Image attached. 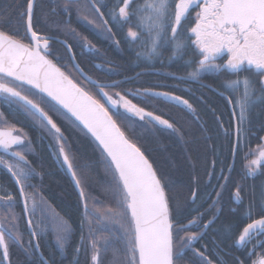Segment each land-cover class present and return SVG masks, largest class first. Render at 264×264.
I'll return each mask as SVG.
<instances>
[{
  "label": "snow or ice",
  "instance_id": "1",
  "mask_svg": "<svg viewBox=\"0 0 264 264\" xmlns=\"http://www.w3.org/2000/svg\"><path fill=\"white\" fill-rule=\"evenodd\" d=\"M72 7H76L88 23L102 22L107 33H113V27L109 25H128V40L139 44L141 51L137 57L147 62L158 58L161 49L167 46L172 50L170 61L178 56L183 58V54L191 47L197 59L187 63L189 67L195 63L196 67L187 73L186 78L200 80L206 72L236 76L234 80L226 79L222 86L229 92V105L239 109L237 140L232 146L235 155L245 138L244 125L250 110L258 102L264 104V0H115L111 7L102 0H83V3L82 0H64L65 11L70 12ZM33 9L34 0H27L26 12L21 13L22 17H27L23 36L0 30V103L22 109L53 136L58 146V155L63 157V163L72 173L76 187L81 189L80 197L89 231L91 264H101V255L107 251L108 244V237L104 233L111 234L112 229L108 227L110 224H118L126 240L123 258L114 260L113 264H178L183 250L189 248H192L194 257L198 258L189 264H213L205 251L193 248V243L203 238V229L209 228L215 217L203 225L201 233L191 230V226H198V218L189 220L187 224L175 221L170 198L161 178L145 153L128 138L121 125L127 123L131 127L133 122L128 116H132L153 127L160 125L173 132H179V129L168 119L134 103L120 91L110 93L105 90V86L96 84L89 77L88 80L99 89L98 93L94 92L85 87L83 82L75 81L69 72L61 70L48 58L49 40L38 35L33 28ZM193 11L195 16L187 34H182L183 24ZM29 34L30 40L25 42ZM115 43L119 45L120 41L116 40ZM71 50L69 46L68 51ZM218 57H226L223 64L216 63ZM72 59L74 61L75 58ZM241 72L250 75L240 79ZM251 76L257 77V80L253 81ZM118 84L114 82L109 87L115 88ZM257 90L259 96L256 95ZM100 95L111 108H122L128 116L112 113L98 98ZM129 95L142 100L163 98L183 105L190 112L195 111L188 100L167 91L145 88L137 89ZM65 112L78 121L94 138L99 149H102L107 171L112 178L109 187L117 200L116 209L109 207L101 211L93 207L90 210L89 198L83 190V177L77 176L66 150V137L49 115L55 113L67 119ZM2 117L0 113V119ZM233 118H236L235 111ZM23 144L24 135L20 129L14 125L0 127V151L11 157L5 159L0 155V166L11 174L24 202L25 215L31 217L41 209L38 207L37 193L28 191L32 187L29 181L33 178V170L25 152L16 150V146ZM249 156L256 158L248 160ZM244 159L248 160L244 166L247 175H253L258 168L264 167V137H261V143L255 150L249 149L245 153ZM216 195L219 197L221 193L217 192ZM196 197L197 193L193 191V200ZM14 199V194L10 192L0 194V207L11 210ZM233 199L237 203L242 200L239 186L233 193ZM246 217L249 222L239 231L235 244L245 248L251 257L257 248H264V207L254 210L249 206ZM17 225L18 218L11 211L0 217V264H11V244L24 247ZM28 226L33 227L31 219ZM228 227L230 230L231 226ZM55 231L57 244L63 249L70 236L67 222H55ZM180 232L184 235L177 244L176 236ZM31 236L36 239L37 233L32 232ZM248 245L252 246L251 250H248ZM38 247L37 244L35 249ZM76 251L79 252L80 248ZM42 264L46 262L42 261ZM217 264L220 262L217 261ZM239 264L244 262L240 261ZM253 264H264V258L253 261Z\"/></svg>",
  "mask_w": 264,
  "mask_h": 264
},
{
  "label": "trees",
  "instance_id": "2",
  "mask_svg": "<svg viewBox=\"0 0 264 264\" xmlns=\"http://www.w3.org/2000/svg\"><path fill=\"white\" fill-rule=\"evenodd\" d=\"M42 1L47 3L45 4L47 7L45 20L48 22L46 27H41L39 24L40 18H45L44 14H37L40 9L38 6L44 5ZM110 1L113 4L115 0H102L103 3L107 4ZM26 7L27 0H0V30L7 33H19L23 36L25 34V16L22 17L21 13L26 11ZM63 8L64 0H37L34 9V30L51 34L53 33L51 32L53 28L51 23L57 27L55 22L64 24V18L67 15H70L71 18L83 16L78 11L73 12V7L70 12H63ZM74 8L76 9V7ZM51 9L61 13L52 12ZM55 63L58 65L57 61ZM60 68L65 71L64 68L66 67L60 66ZM129 70L135 71L137 69L129 67ZM245 76L249 75H240L239 78L243 79ZM93 77L96 80L104 81L99 74ZM226 79L234 80L237 77L226 75L223 77L221 86L216 85L215 87L229 95V92L222 87ZM207 82L213 85L212 82ZM87 86L90 90L94 88L88 84ZM205 93L203 95L205 106L201 110H198L197 107L194 108V113L203 112L208 118H210L212 110L222 113L221 123L210 122L208 129H203L194 119L193 122H190L189 117L183 114L186 112L183 108L175 112L176 117L168 119L179 129V132H173L163 127L155 129L146 123L143 126V121L132 116H128V119L133 122L132 126L123 123L121 127L128 138L145 153L158 177L161 178L166 194L170 198L174 220L180 222L184 219L181 221L184 224L187 222L185 220H191L193 214L202 208L216 210L221 207V213L224 216L222 219H227L223 223L224 234L222 236L225 235L224 238L227 241L231 240L228 238L231 235L229 233H231L232 227L234 228L232 233H234L237 229L235 225L239 226L244 222L249 205L255 202V210L264 207V167L258 168L253 175H247L244 167L248 160L253 158V156H249L248 160H245V153L249 149L255 150L257 145L261 143V137H264V104L257 103L250 110L244 125L245 138L240 149L234 155L232 148L235 140L234 124L229 114L227 102L209 89H206ZM234 97L232 98L234 99ZM216 99L221 101L217 109L214 106ZM207 101L211 104V108H207ZM234 110L238 120L239 109ZM118 113L125 116L121 110ZM49 115L56 121L66 137L64 141L66 150L77 176L83 177V190L89 198L90 210L93 207L101 211L109 207L116 209L117 200L109 187L112 178L107 171L102 149H99L92 137L65 113L64 116L67 119L55 113H49ZM43 132L48 143L58 155V146L53 136L44 129ZM30 136L34 148H37L38 151L36 155L29 156L33 178L29 181L32 187L28 188V191L37 193L38 207L42 211L38 210L34 216L29 217L32 220V230L37 233L36 240L39 249L44 257L53 264L57 263V257H66L65 264H91V250L88 247V224L84 217L81 197L75 190L69 176L62 167L57 165L47 146V141L44 140L43 145H41L36 135ZM9 178L6 172L0 169V189L3 190L0 191V194L10 192L15 197L11 210L0 207V217L9 211L17 216V227L22 234L24 245L23 248L16 244L10 245L11 264H42L40 257L34 250V239L28 230L20 196ZM237 186L241 189L247 207L244 208L243 205H240L236 210L237 212L233 213L228 209L234 207L232 197ZM193 191L197 193V197L192 201ZM217 192H220L222 196L218 197L219 202L214 205ZM40 200L43 203H39ZM177 212L178 214H176ZM253 215L255 217V211ZM55 222H67V226L70 228V236L63 249L57 244ZM229 225L231 226L230 230ZM93 226H96L95 221H93ZM108 227L112 231L111 234L104 233L108 237V244L107 251L101 255V264H113L114 260L122 259L126 246V240L120 226L110 224ZM47 242H49V248L46 247ZM77 248H80L79 252L76 251Z\"/></svg>",
  "mask_w": 264,
  "mask_h": 264
},
{
  "label": "flooded vegetation",
  "instance_id": "3",
  "mask_svg": "<svg viewBox=\"0 0 264 264\" xmlns=\"http://www.w3.org/2000/svg\"><path fill=\"white\" fill-rule=\"evenodd\" d=\"M42 2L44 5L38 6L40 9L38 10L37 14H44L45 16L47 9L45 4L47 3L44 1ZM113 3H115V1ZM108 5L111 7L112 2L110 1ZM51 11L58 14L61 13L55 9H51ZM62 11L67 12L65 11V8H63ZM74 11H77V9L73 7V12ZM105 15L107 16V9H105ZM194 16L195 11H193L188 19L184 22L183 28L181 29L182 34H187V29L190 27ZM45 19L46 16L44 19L40 18L39 24L41 27H46L48 25V22ZM64 19V24L58 21L55 22L57 27L54 25V23H51L53 25L51 32L53 33H37L49 40L48 58H50L52 61H57L58 65L66 67L68 70L64 68L65 71L69 72L75 81L83 82L85 87H88L87 84L93 86L94 88L92 90L97 93L99 92V89L82 75L80 72L81 70L93 80L105 84L106 91H109L110 93L120 91L122 94L127 95L128 98L134 103H137L139 106L144 107L148 111L155 112L164 119L176 117L177 115L175 112H178V109L183 108L186 110V112L183 114L189 117V121L193 122V119L196 120L198 125L202 126L203 129H208L207 127L210 122L215 124L221 123L222 113L212 110L210 113L211 116L208 118L203 112H190L183 105L177 104L174 101H165L163 98L142 100L140 97L129 94L135 93L137 89L143 90L145 88H150L152 91L158 92L167 91L173 95H177L188 100L194 109L196 108L195 106H197V104L205 106V99L203 95L206 94L205 90L209 89L227 102V107L230 111L229 114L234 124L235 144V125L237 124V118H233V113L231 112V110L234 109L229 105L226 96L221 95V92L223 91L215 87L216 85L221 86L223 77L227 74L223 72H206L202 74L200 80H191L186 78L187 73L196 67L195 63H193L191 67H189L187 63L197 59V57L193 55V49L191 47H189L183 54V58L178 56L174 60L170 61L169 57L172 55V50L170 46H167L161 49V55L158 58L152 60L151 62H147L143 58L137 57V53L141 51L139 44L131 43L128 40L126 35L128 31V25H124L123 27L109 25L113 27V33H107L102 26V22L99 24H90L88 23V20L83 18V16H74L71 18L70 15H67ZM26 20L27 17L25 16L24 21L27 24ZM131 23H134V21ZM109 36H112V38L109 39ZM49 37L53 38L51 39ZM26 40V42L30 40L29 35L28 39ZM116 40L120 41L119 45L115 43ZM69 46L72 49L71 51H68ZM73 57L75 58L74 61L72 59ZM225 58L226 57H218L216 63L223 64ZM76 65L79 66L78 68L80 70L76 68ZM129 67L135 68L137 70L131 71L129 70ZM98 74L101 76V79H104V81L96 80V78L93 77L97 76ZM245 74L250 75L247 72L240 73V75ZM179 77H185V79H179ZM251 79L255 81L257 80V77L251 76ZM207 81L212 82L213 85ZM114 82H119L118 86L115 88L109 87ZM256 95H260L258 90ZM98 98H100L102 102L105 103L106 107L111 109L112 113H118V111L121 110L125 116H128V114L125 113L124 109L122 108H111V105H109L107 101L103 99L102 95H100ZM220 103V100H215L214 106L216 109ZM207 104V108L212 107L208 101ZM0 113L3 114L2 119H0V127L6 128L7 126L14 125L15 128L22 131L24 135V144L16 146V150L25 152L26 159L29 162V166L31 167L29 156L36 155L38 149L34 148L30 135H36V137L39 138L38 142L43 145L44 140L47 141L44 136L45 133L43 132V128L30 116H28L22 109H18L15 106L10 107L8 104L0 103ZM153 124H155V122H153ZM142 125L145 126V123L142 122ZM157 127L160 129L162 128L160 125H155L154 128L156 129ZM47 144L49 148L51 145L48 143V141ZM0 155H3L5 159H11V157L2 151H0ZM60 160L62 159L57 158L59 163ZM0 169H3L6 172V174L10 177L9 179L12 180L17 191L19 192L18 186L15 184L11 174L8 173L7 170L2 166H0ZM221 196L222 195L219 197ZM241 196L242 200L238 204H242L244 208H246L247 204L245 203V199H243V194H241ZM217 199L218 197L215 198L214 201L219 202ZM233 202H235L234 199ZM249 206L254 209L255 202ZM228 210L235 213L238 209L237 207H232ZM221 211V207L217 208L216 210L213 208H202L193 214V218H198V226H191V230L197 233H201L203 225L215 217L212 225L207 229H203V238L198 239L193 243V248L205 251L206 255L213 262V264H217V261H219L220 264H239L240 261H243L244 264H253V261L258 260L259 258H264V248H257L255 254L249 257V253L245 250V248L235 244V239L238 236L239 231L242 229L244 224L249 222L247 217L244 219L242 225H235L237 229L234 233H232L234 229L233 227L232 230H230L231 233L227 232L231 234L228 238H231V240H225V235L222 236L224 234L222 229L224 226L223 223L227 219H222L224 216ZM183 220L184 219L181 221ZM185 222L186 223L184 224H187L188 219L185 220ZM239 227L240 230H238ZM183 235L184 233L180 232L179 235L176 236L177 244H179V239ZM251 247V245H248V250H251ZM194 259L198 258L194 257L192 248L184 249L180 259L178 260V264H189V262ZM46 261H48L47 258Z\"/></svg>",
  "mask_w": 264,
  "mask_h": 264
},
{
  "label": "water",
  "instance_id": "4",
  "mask_svg": "<svg viewBox=\"0 0 264 264\" xmlns=\"http://www.w3.org/2000/svg\"><path fill=\"white\" fill-rule=\"evenodd\" d=\"M35 1L36 0H34V4H35ZM27 21V20H26ZM29 36H30V34H29ZM79 69V68H78ZM80 70V69H79ZM80 72L82 73V75L86 78V79H88L89 77L86 75V74H84L81 70H80ZM91 81H94V80H92L91 79ZM90 81V82H91ZM96 82V81H95ZM96 84H99V85H103L104 86V84H100V83H98V82H96ZM63 110V109H62ZM66 113V112H65ZM67 115H69L68 113H66ZM70 116V115H69ZM71 117V116H70ZM72 119H74L73 117H71ZM75 120V119H74ZM76 123H78L79 124V122L78 121H76ZM80 125V124H79ZM82 128H83V126L82 125H80ZM90 135V134H89ZM91 136V135H90ZM236 138H237V133H236ZM94 139V138H93ZM62 160H63V157H62ZM150 162V161H149ZM63 166H65V169H66V172L68 173V176L70 177V179L72 180V182H73V184H74V186H75V188H76V190H77V192L79 193V195H80V188H77L76 187V183H75V181L73 180V178H72V173L71 172H69L68 171V168H67V165H63ZM154 169V168H153ZM155 171V170H154ZM21 199V198H20ZM22 200V199H21ZM22 205H23V208H24V202H23V200H22ZM25 213V212H24ZM25 217H26V221H27V224H28V221H29V217H28V215H25ZM29 230H31V233L33 232V230L30 228ZM37 245V241H36V239H34V246H36ZM35 251H37V253L39 254V256H40V258L42 259L41 261H43V262H48V261H46V259L43 257V255H42V253H41V251H40V249H39V247H38V249H36Z\"/></svg>",
  "mask_w": 264,
  "mask_h": 264
},
{
  "label": "bare ground",
  "instance_id": "5",
  "mask_svg": "<svg viewBox=\"0 0 264 264\" xmlns=\"http://www.w3.org/2000/svg\"><path fill=\"white\" fill-rule=\"evenodd\" d=\"M105 11V10H104ZM89 16H90V14H89ZM226 95V98L228 99L229 98V95H227V94H225ZM235 98V97H234ZM195 107H197L198 108V110H201L202 108H203V105L201 106V104H197V106H195ZM230 112V111H229ZM231 112L233 113V111L231 110ZM86 131V130H85ZM87 132V131H86ZM89 134V133H88ZM74 188H75V186H74ZM77 191V190H76ZM80 192H81V190H80ZM240 205H242V204H238L236 201L234 202V207H240ZM30 228H29V226H28V230H29ZM31 229H33V227L31 228ZM44 229H45V227H44ZM46 231H47V229H46ZM29 232H31V230H29ZM46 247L47 248H49V242H47L46 243ZM66 259V257H57L56 258V261H57V263L58 264H65V260ZM56 263V264H57ZM46 264H53L51 261L50 262H47Z\"/></svg>",
  "mask_w": 264,
  "mask_h": 264
},
{
  "label": "rangeland",
  "instance_id": "6",
  "mask_svg": "<svg viewBox=\"0 0 264 264\" xmlns=\"http://www.w3.org/2000/svg\"><path fill=\"white\" fill-rule=\"evenodd\" d=\"M55 158H56V160H57V158H58V156L54 153V155H53ZM256 157L255 156H253V158L252 159H255ZM57 163H59V161H57ZM192 201H193V199H191Z\"/></svg>",
  "mask_w": 264,
  "mask_h": 264
}]
</instances>
